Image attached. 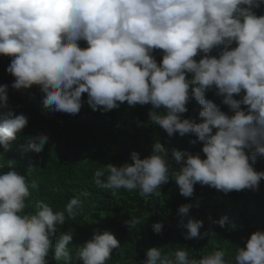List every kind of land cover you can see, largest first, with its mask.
<instances>
[{
	"label": "clouds",
	"instance_id": "obj_1",
	"mask_svg": "<svg viewBox=\"0 0 264 264\" xmlns=\"http://www.w3.org/2000/svg\"><path fill=\"white\" fill-rule=\"evenodd\" d=\"M262 5L264 0H0V54L12 57L11 87L39 86L46 110L78 114L85 93L93 111L107 112L123 102L151 104L149 123L169 136L194 134L192 142L203 143L204 157L172 149L176 167L169 149L156 140L151 155L141 158L133 151L132 163L97 170L98 187L160 196L171 179L184 197L194 194L197 183L224 193L258 190L264 179V170L254 167L264 157V15L255 9ZM216 48L219 54L210 55ZM157 49L163 52L159 63L153 55ZM8 88L0 85L5 152L29 122L10 106ZM212 89L232 115L206 98ZM192 99L202 106L199 119L183 118ZM49 139L46 133L30 135L26 150L39 153ZM7 168L0 172V264H49L50 253L56 261H70L72 235L56 238L65 212L40 201L35 212L25 213L26 199L39 185L17 170L15 160H7ZM80 205L79 198H71L68 216L79 215ZM191 207L178 209L185 238L202 239L209 234L200 231L203 221H184ZM227 221L223 216L214 223L224 227ZM124 223L130 230L144 224L137 216ZM152 227L162 233L161 222ZM118 248L113 233L96 229L76 255L82 264H106ZM225 257L223 249L196 259L183 248L166 254L151 247L141 264H264V230L237 248L234 262Z\"/></svg>",
	"mask_w": 264,
	"mask_h": 264
},
{
	"label": "trees",
	"instance_id": "obj_2",
	"mask_svg": "<svg viewBox=\"0 0 264 264\" xmlns=\"http://www.w3.org/2000/svg\"><path fill=\"white\" fill-rule=\"evenodd\" d=\"M255 12L258 16L264 15V5ZM79 43L82 48L87 47L85 41ZM219 51V48L213 49L210 55H218ZM153 55L158 63L162 61V50H154ZM202 55L195 59L199 60ZM11 59L0 54V85H9L10 106L16 114H25L29 122L17 139L11 142L9 151L5 152L0 145V172L8 171L7 160H15L17 170L25 174L30 182L35 180L38 183L39 188L31 190L26 199L28 207L25 213L35 212L40 201L48 203L54 212H65L66 221L58 227L56 238L65 233L72 235L68 245L71 260L56 261L50 253L49 264H82L76 253L93 238L96 229L111 232L120 241V248L113 250L106 264H141L151 247H158L166 254L183 248L190 258L196 259L223 249L225 258L234 262L237 248L245 247L254 231L264 230V179L258 190H233L228 193L197 183L191 197L181 195L171 179L161 186L160 196L143 197L139 190L98 187L94 181L97 170L106 169L109 163L118 166L132 163L133 151L138 152L141 158L151 155L156 140L169 149V157L176 167L179 165L171 157L172 149L194 154L200 152L204 157L201 151L203 143H193L196 140L194 134L169 136L159 125L149 123L151 104L129 106L123 102L119 108L107 112L93 111L87 104L85 93L78 114L46 110L42 107L43 93L39 86L22 90L11 87L15 80L7 72ZM242 95H236V98ZM206 98L213 100L222 111L233 114L215 89L209 90ZM187 107L188 112L183 114V118L199 119L202 106L198 101L192 99ZM3 111L5 109L0 108V112ZM38 133L48 134V143L39 153L26 150L27 137ZM254 167L257 171L264 170V157H258ZM106 176L107 172L102 179ZM74 197L80 199L81 211L72 218L68 216L66 205ZM182 204L192 205L184 221L189 218L202 220L200 231L208 232L207 236L202 239L185 238L186 229L181 225L178 213ZM131 216L140 217L144 224L130 230L124 221ZM223 216L228 217L224 227L214 223ZM156 222L163 224L162 233L154 232L152 226ZM213 232L215 235H212Z\"/></svg>",
	"mask_w": 264,
	"mask_h": 264
}]
</instances>
